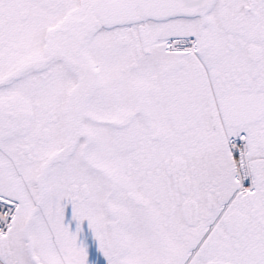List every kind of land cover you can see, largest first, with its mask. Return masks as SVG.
I'll return each mask as SVG.
<instances>
[{
    "label": "snow or ice",
    "instance_id": "6c2138e0",
    "mask_svg": "<svg viewBox=\"0 0 264 264\" xmlns=\"http://www.w3.org/2000/svg\"><path fill=\"white\" fill-rule=\"evenodd\" d=\"M0 264H264V0H0Z\"/></svg>",
    "mask_w": 264,
    "mask_h": 264
}]
</instances>
